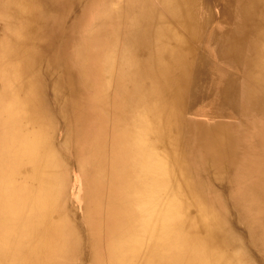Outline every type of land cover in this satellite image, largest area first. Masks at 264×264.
Here are the masks:
<instances>
[{
	"label": "bare ground",
	"instance_id": "1",
	"mask_svg": "<svg viewBox=\"0 0 264 264\" xmlns=\"http://www.w3.org/2000/svg\"><path fill=\"white\" fill-rule=\"evenodd\" d=\"M0 264H264V0H0Z\"/></svg>",
	"mask_w": 264,
	"mask_h": 264
}]
</instances>
